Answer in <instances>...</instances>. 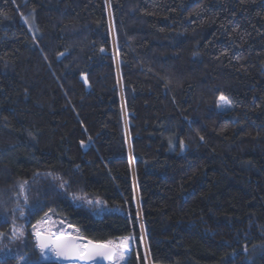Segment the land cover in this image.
<instances>
[{
  "label": "trees",
  "instance_id": "1",
  "mask_svg": "<svg viewBox=\"0 0 264 264\" xmlns=\"http://www.w3.org/2000/svg\"><path fill=\"white\" fill-rule=\"evenodd\" d=\"M47 214L124 264H264V0H0V264H59Z\"/></svg>",
  "mask_w": 264,
  "mask_h": 264
},
{
  "label": "snow or ice",
  "instance_id": "2",
  "mask_svg": "<svg viewBox=\"0 0 264 264\" xmlns=\"http://www.w3.org/2000/svg\"><path fill=\"white\" fill-rule=\"evenodd\" d=\"M27 22V21H25ZM227 103V98L220 97ZM37 247L41 253L51 252L56 258L67 261L91 262L94 260L108 261L109 264H119L128 251L129 241L132 237H122L119 243L113 241L96 242L89 240L86 243L80 236L68 235L64 232L41 235L36 233Z\"/></svg>",
  "mask_w": 264,
  "mask_h": 264
},
{
  "label": "rangeland",
  "instance_id": "3",
  "mask_svg": "<svg viewBox=\"0 0 264 264\" xmlns=\"http://www.w3.org/2000/svg\"><path fill=\"white\" fill-rule=\"evenodd\" d=\"M33 230H35L36 233L40 232L43 234H49L50 232L51 233L64 232L68 235H73V236L77 235V233L73 231L71 228H69V226L65 222H62L60 219L57 220V218L53 214L45 215L41 220H39L34 225ZM119 241L120 239L113 242L119 243ZM39 260L40 261L54 260V255L51 252L46 251L45 253H41L40 251ZM20 262H25V259L23 258ZM124 262H125V257L123 260L119 261V264H124Z\"/></svg>",
  "mask_w": 264,
  "mask_h": 264
},
{
  "label": "water",
  "instance_id": "4",
  "mask_svg": "<svg viewBox=\"0 0 264 264\" xmlns=\"http://www.w3.org/2000/svg\"><path fill=\"white\" fill-rule=\"evenodd\" d=\"M41 235H47V234H43V233H41ZM77 236V235H76ZM78 236H80V235H78ZM80 237H82V236H80ZM83 238V240H84V242L86 243L87 241H89L87 238H85V237H82ZM95 243V242H94ZM34 248H35V250H38V251H40V249L37 247V236L35 235L34 236ZM129 254V250L125 253V255H128ZM54 255V254H53ZM54 261L56 262V263H59V264H109V262L108 261H103V260H99V259H97V260H94V261H91V262H81V261H67V260H62V259H58V258H56L55 257V255H54Z\"/></svg>",
  "mask_w": 264,
  "mask_h": 264
}]
</instances>
